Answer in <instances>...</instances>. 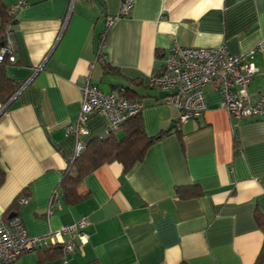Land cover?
Wrapping results in <instances>:
<instances>
[{"label": "crops", "instance_id": "obj_1", "mask_svg": "<svg viewBox=\"0 0 264 264\" xmlns=\"http://www.w3.org/2000/svg\"><path fill=\"white\" fill-rule=\"evenodd\" d=\"M0 1L4 9L12 2ZM123 1L28 0L16 15L13 63L4 71L19 87L0 102V214L8 219L15 205L27 235L42 239L87 218V241L70 264H255L264 243L257 219L264 220V119L231 118L219 90L207 85L202 116L179 123L178 110L148 81L173 45H226L240 55L264 42V0H133L119 15ZM2 19L0 12V43ZM99 51L116 73H105ZM253 62L255 101L264 92V46ZM88 73L104 91H131L145 133L164 136L128 171L112 161L85 175L84 198L67 204L58 187L76 143L103 135L109 123L95 114L88 136L66 130ZM114 132L121 137L124 129ZM27 255L25 264L37 259ZM61 255L43 264H61Z\"/></svg>", "mask_w": 264, "mask_h": 264}, {"label": "built area", "instance_id": "obj_2", "mask_svg": "<svg viewBox=\"0 0 264 264\" xmlns=\"http://www.w3.org/2000/svg\"><path fill=\"white\" fill-rule=\"evenodd\" d=\"M133 0H124L119 15H126ZM28 5V0H12L6 8L8 22L0 43V61L13 60V39L11 27L18 12ZM109 19L107 24L112 22ZM264 46V42L240 55L230 53L226 45L217 48L183 47L173 45L163 54L161 71L148 81V87L163 91V101L178 110V122L198 119L206 110L204 88L207 85L219 90L222 96L221 106L229 116L237 121L251 118L264 119V92L255 101L249 96V86L257 73L253 62L255 53ZM98 61L103 62L101 56ZM94 64H90L93 69ZM126 88L119 86L104 91L94 83L90 73L81 86L80 110L75 125H68L67 132L88 136L86 125L95 114L108 118V127L102 136L118 130L126 120L138 116L143 108L137 99L126 97ZM85 144L78 141L74 157L83 152ZM259 180L264 181V176ZM21 198L19 203H24ZM88 220L82 217L77 222L63 225L50 232L47 239L27 235L21 218L14 215L5 219L0 214V264H14L21 254H31L48 244L62 246L61 264H70V256L75 252L78 242L85 243L88 238L86 227Z\"/></svg>", "mask_w": 264, "mask_h": 264}, {"label": "trees", "instance_id": "obj_3", "mask_svg": "<svg viewBox=\"0 0 264 264\" xmlns=\"http://www.w3.org/2000/svg\"><path fill=\"white\" fill-rule=\"evenodd\" d=\"M5 9L0 1V12L3 17L2 33L5 31L10 21ZM1 39H3V36ZM103 42L101 38L100 44ZM98 56H103V53L99 51ZM8 63H13V61H9L8 58L0 61V102L2 105L6 104L12 98L19 87V84L7 76L4 71ZM102 64L104 65L106 74H114L117 72L109 62L104 60ZM125 95L129 99L135 98L131 91H126ZM120 129H124V134L121 137H117L115 132H111L108 135L90 139L86 143L83 152L70 161L69 167L67 171H65L58 187L64 192L65 203L74 204L84 198L85 195L78 194V188L85 175L91 173L97 167L112 161L121 163L123 170L128 171L134 164L143 160L150 145L164 136V134L148 136L145 133L139 115L126 120ZM4 178L5 172L0 169V186ZM15 208V205H11L9 213H16L14 212ZM4 218L7 219V215H5ZM257 219L260 225L264 227V220L259 216ZM34 253L37 255V259L32 264H43L46 261L59 257L62 254V246L59 244H48L45 247L36 249ZM263 262L264 243L255 264H263ZM89 264L96 263L90 262Z\"/></svg>", "mask_w": 264, "mask_h": 264}, {"label": "water", "instance_id": "obj_4", "mask_svg": "<svg viewBox=\"0 0 264 264\" xmlns=\"http://www.w3.org/2000/svg\"><path fill=\"white\" fill-rule=\"evenodd\" d=\"M174 126H175V124H171V125L168 127V131H170ZM14 215H15L14 213H10V214L8 215V218L13 217Z\"/></svg>", "mask_w": 264, "mask_h": 264}, {"label": "rangeland", "instance_id": "obj_5", "mask_svg": "<svg viewBox=\"0 0 264 264\" xmlns=\"http://www.w3.org/2000/svg\"><path fill=\"white\" fill-rule=\"evenodd\" d=\"M177 122H178V116H177ZM23 256H26V257H24V261L22 262V264H25L29 257H28V255H27V253H25ZM29 256H31V255H29ZM29 263H30V262H29ZM29 263H28V264H29Z\"/></svg>", "mask_w": 264, "mask_h": 264}]
</instances>
